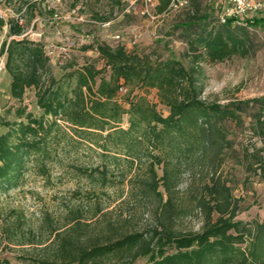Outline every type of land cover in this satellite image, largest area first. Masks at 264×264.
Listing matches in <instances>:
<instances>
[{"label": "trees", "instance_id": "trees-1", "mask_svg": "<svg viewBox=\"0 0 264 264\" xmlns=\"http://www.w3.org/2000/svg\"><path fill=\"white\" fill-rule=\"evenodd\" d=\"M208 3L187 0L185 7L175 8L171 0H157V15L181 9L165 36L178 34L186 46L182 59L153 60L122 44L95 42L82 51H94L102 69L83 66L59 79L53 74L54 52L23 37L35 4L29 8L28 24H21V16L7 22L0 16V28L8 26L11 39L2 43L0 54L10 98L19 104L8 110L12 122L0 120L6 128L0 135V195L19 187L30 164L44 175L47 161L61 163L59 153L74 157L81 153L96 159L77 169L76 177L90 185L89 195L98 199L97 192L113 187L116 178L125 183L127 200L156 205L144 228L125 220L105 224L94 236L78 234L85 226L83 217L70 211L63 229L50 230L55 237L44 249H52L54 256L22 258L23 263L264 264V220L252 224L237 220L238 201L228 181L218 175L219 168L231 162L248 175L264 172L259 149L235 145L244 128L264 141V99L225 104L201 99L205 67L246 57L249 31L264 29V19L251 18L242 28L237 26L240 18ZM21 11L20 7L17 13ZM55 57L57 63L68 62L71 50L59 49ZM29 90L38 113L23 104ZM138 90H155L167 115ZM186 174L193 179L186 192L191 195L189 203L176 196ZM103 210L95 200L92 216ZM192 214L201 216L199 230H180L179 222ZM20 222L7 221L4 233L10 243L25 237L18 233Z\"/></svg>", "mask_w": 264, "mask_h": 264}, {"label": "rangeland", "instance_id": "rangeland-1", "mask_svg": "<svg viewBox=\"0 0 264 264\" xmlns=\"http://www.w3.org/2000/svg\"><path fill=\"white\" fill-rule=\"evenodd\" d=\"M210 1L229 15L230 11L227 13L226 10L230 7L224 0H204L205 4L209 2L208 5H211ZM33 4V18L23 37L41 42L54 52L52 67L56 79L83 66L92 65L96 70H101L102 63L98 61L96 53L92 50L82 51L83 46L93 45L95 42L122 44L129 52L150 54L153 60L158 58L162 61L171 57L182 59L186 48L178 34L165 36L172 22L178 19L181 9L157 15L155 0L149 4V14L146 15H142L144 0H15L10 4L6 0H0V15L6 22L21 16V24H26L29 8ZM20 7L22 11L18 14ZM238 18L240 25L237 26L245 28L246 21L251 18L264 19V9ZM7 32L8 26L0 28V49L4 41L11 40L7 37ZM249 32L251 44L246 57H234L218 65L205 67L201 99L206 103L225 104L233 100L264 99V29ZM117 35L120 36L118 41L113 39ZM63 48L71 50V58L60 64L56 62L55 56ZM69 65L73 69H68ZM9 83V76L4 70V57L0 54V120L12 122L14 119L8 110L19 104L10 98ZM136 93L145 95L157 106L159 112L167 115V110L159 103L155 90H138ZM23 104L30 112H39L34 104L33 91H27ZM123 126H126L125 121ZM242 130L243 135L236 141V147L251 150L255 146L264 158V141L256 139L247 129ZM5 132L6 128L0 124V135ZM58 158L62 160L61 163L46 162L44 175L30 164L19 187L0 195V260H8L9 264H25L22 258L29 261L52 258V249H44L55 237L50 235V230L63 229L70 211L83 217L85 226L78 229V234L83 235L99 234L107 223L118 224L128 220L132 225L136 224L137 228H144L150 222L151 211L156 205H139L132 199L127 200L128 189L125 183H119V179L114 178L116 184L113 187L99 190L98 199L89 195L90 185L85 179L76 176L78 167L95 164L94 155L85 156L79 153L74 157L59 153ZM220 173L228 181L233 197L238 201L240 210L237 220L247 224L262 222L264 172L248 175L243 167L231 162L224 163L218 170V175ZM158 176H162L160 170ZM196 178L198 180V176ZM192 180V176L188 174L180 180L176 193L179 201L189 203L192 200L189 192L186 193ZM160 191L163 192V188ZM95 200L100 201L103 206L101 215L106 214L105 217L92 216ZM16 218L21 221L18 233H24L25 237L20 238L21 242L15 240L10 243L4 230L9 225L7 221L15 222ZM200 226L201 216L192 214L182 219L178 228L185 232H194ZM31 240L36 242L33 245L28 244ZM38 242L42 245H38ZM137 264H143V261Z\"/></svg>", "mask_w": 264, "mask_h": 264}, {"label": "built area", "instance_id": "built-area-1", "mask_svg": "<svg viewBox=\"0 0 264 264\" xmlns=\"http://www.w3.org/2000/svg\"><path fill=\"white\" fill-rule=\"evenodd\" d=\"M152 0H144V8L142 10V15L149 14V4ZM228 5L227 13L235 17L247 16L249 14H254L264 9V0H224ZM172 6L175 8H182L187 5V0H171ZM1 13V12H0ZM1 16V15H0ZM114 40H119L120 36H114ZM66 53V48L61 50Z\"/></svg>", "mask_w": 264, "mask_h": 264}, {"label": "crops", "instance_id": "crops-1", "mask_svg": "<svg viewBox=\"0 0 264 264\" xmlns=\"http://www.w3.org/2000/svg\"><path fill=\"white\" fill-rule=\"evenodd\" d=\"M157 4V0H155V5Z\"/></svg>", "mask_w": 264, "mask_h": 264}]
</instances>
